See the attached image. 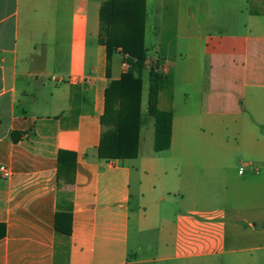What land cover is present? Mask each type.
<instances>
[{
	"label": "crops",
	"instance_id": "0c3cea01",
	"mask_svg": "<svg viewBox=\"0 0 264 264\" xmlns=\"http://www.w3.org/2000/svg\"><path fill=\"white\" fill-rule=\"evenodd\" d=\"M92 4L0 0V264H264V0H146L172 129L135 179L144 126L137 158L97 155L125 64L118 50L108 68L99 30L90 42Z\"/></svg>",
	"mask_w": 264,
	"mask_h": 264
},
{
	"label": "trees",
	"instance_id": "16d2710c",
	"mask_svg": "<svg viewBox=\"0 0 264 264\" xmlns=\"http://www.w3.org/2000/svg\"><path fill=\"white\" fill-rule=\"evenodd\" d=\"M146 0H106L99 10V43L105 47L108 68L119 50L130 63V70L112 80L105 90L101 117L99 159H135L139 154L142 127L143 72L147 50L144 45ZM108 75V69H107ZM162 81L156 68L149 70L148 111L154 119V151L170 148L172 114L157 109Z\"/></svg>",
	"mask_w": 264,
	"mask_h": 264
},
{
	"label": "rangeland",
	"instance_id": "374dc122",
	"mask_svg": "<svg viewBox=\"0 0 264 264\" xmlns=\"http://www.w3.org/2000/svg\"><path fill=\"white\" fill-rule=\"evenodd\" d=\"M106 0H104L103 2H105ZM96 0H93V4H92V9L90 12V17H89V34H90V42H95V40H97L98 37V30H99V6L96 3ZM102 2V3H103ZM101 7V5H100ZM149 48H151L150 45H148ZM113 61H115V57L114 59H111ZM122 61L125 64L124 69L125 72L130 70V63L128 61V58H126V56H124L122 54ZM151 69V68H150ZM149 68L146 69L143 72V87H144V94L142 92V96L144 98V104H143V109L142 110V127L144 126L145 131L149 133L150 130V137L146 138L145 140V147H143L142 150V154L140 157H138L135 160H131L129 161L131 166H133L134 171H133V177L135 179L136 176H138V172H139V168L143 166V163L145 160H147V157L149 155H155V157H157L158 159H165L168 157V154L166 153H162V154H154V150H153V117L149 114L148 111V105H147V95H148V87H149ZM139 156V155H138ZM245 156L241 157L242 161H244ZM241 170L242 172H249V169L242 167L240 165V158H236L234 160V166L232 167L231 170V176L234 177V181H237V173L238 171ZM262 177V176H261ZM133 179V203H135L136 199V182ZM261 179V178H260ZM163 182L162 177H158L157 178H153V183L154 186L151 187L152 189L154 188L155 194L157 196H159L161 194V184ZM253 202H254V215L258 214L259 217L264 220V180H260V183L257 187V189L254 191L253 193ZM244 205V204H243ZM245 213H250L249 211H244ZM258 223V227L262 226L261 222L257 221Z\"/></svg>",
	"mask_w": 264,
	"mask_h": 264
},
{
	"label": "built area",
	"instance_id": "2783aa9c",
	"mask_svg": "<svg viewBox=\"0 0 264 264\" xmlns=\"http://www.w3.org/2000/svg\"><path fill=\"white\" fill-rule=\"evenodd\" d=\"M1 170L4 172V175L5 176H8L9 174L7 173L6 169L5 168H1Z\"/></svg>",
	"mask_w": 264,
	"mask_h": 264
}]
</instances>
